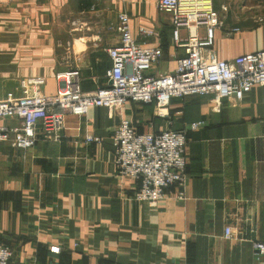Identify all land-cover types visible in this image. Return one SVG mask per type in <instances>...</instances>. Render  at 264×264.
Instances as JSON below:
<instances>
[{
    "label": "crops",
    "instance_id": "obj_1",
    "mask_svg": "<svg viewBox=\"0 0 264 264\" xmlns=\"http://www.w3.org/2000/svg\"><path fill=\"white\" fill-rule=\"evenodd\" d=\"M157 1L0 0V92L42 75L43 91L55 94L70 67L79 69L83 91L104 85L107 49L121 41L112 27L120 12L137 43L163 50L150 74L174 72L185 51ZM139 26L154 34L141 35ZM238 27L217 31L218 58L264 49V22ZM123 118L144 133L187 130L185 186H171L155 205L136 200L137 181L117 172L112 137ZM195 121L204 123L191 129ZM88 134L101 142L86 143ZM0 241L12 249V264H264L253 247L264 242V87L241 99L174 97L167 116L153 102L93 107L65 114L60 142L0 144Z\"/></svg>",
    "mask_w": 264,
    "mask_h": 264
},
{
    "label": "built area",
    "instance_id": "obj_2",
    "mask_svg": "<svg viewBox=\"0 0 264 264\" xmlns=\"http://www.w3.org/2000/svg\"><path fill=\"white\" fill-rule=\"evenodd\" d=\"M160 12L169 16L173 26V41L182 47L184 56L177 60L174 72L152 75L150 70L163 56L159 46L142 45L132 35L129 15L118 14L112 27L121 34L120 44L107 49L110 67L105 84L92 91H83L78 68L70 67L62 75L61 89L46 94V77L35 75L19 80L18 87L0 92V144L27 150L39 139L60 142L65 128V114L86 115L93 107L110 111L127 102L155 103L156 113L168 115L174 97L188 98L213 94L216 100L225 97L241 99L255 86L264 87V49L240 54L232 59H220L214 51L216 34L223 29L229 7L220 9L214 0H158ZM259 22H264L260 18ZM143 36L154 34L153 29L139 26ZM240 30L233 26L232 34ZM16 119V125L1 121ZM203 121L190 124L198 129ZM86 143H99V136L86 135ZM115 164L119 175L137 181L133 197L153 205L164 200L171 186L183 188L187 180V130L168 129L144 133L133 120L123 118L112 137ZM179 198H185L182 189ZM232 235L231 227L225 236ZM259 259L264 256V242L253 243ZM51 251L59 252V246ZM13 251L0 241V264H12ZM179 264H189L182 262Z\"/></svg>",
    "mask_w": 264,
    "mask_h": 264
},
{
    "label": "rangeland",
    "instance_id": "obj_3",
    "mask_svg": "<svg viewBox=\"0 0 264 264\" xmlns=\"http://www.w3.org/2000/svg\"><path fill=\"white\" fill-rule=\"evenodd\" d=\"M259 1L263 0H214V4L217 8H220V5H222L223 3H225L229 7V11L226 14L227 19L223 27L227 28L228 26H241L243 23H247L250 21H259L261 17L264 18V5L255 7L256 3H258ZM247 14L251 16V18H249V20H244L243 18Z\"/></svg>",
    "mask_w": 264,
    "mask_h": 264
}]
</instances>
